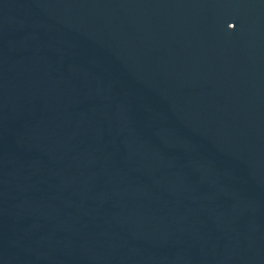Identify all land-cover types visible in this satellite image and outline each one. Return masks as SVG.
Masks as SVG:
<instances>
[{
	"label": "water",
	"instance_id": "obj_1",
	"mask_svg": "<svg viewBox=\"0 0 264 264\" xmlns=\"http://www.w3.org/2000/svg\"><path fill=\"white\" fill-rule=\"evenodd\" d=\"M0 264H264V0H0Z\"/></svg>",
	"mask_w": 264,
	"mask_h": 264
}]
</instances>
